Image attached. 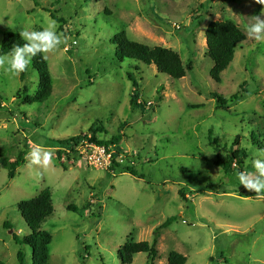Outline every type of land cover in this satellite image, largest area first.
Masks as SVG:
<instances>
[{
    "label": "rangeland",
    "instance_id": "obj_1",
    "mask_svg": "<svg viewBox=\"0 0 264 264\" xmlns=\"http://www.w3.org/2000/svg\"><path fill=\"white\" fill-rule=\"evenodd\" d=\"M262 11L257 0H0V50L6 32L42 30L48 21L62 40L43 53L53 80L45 102L19 97L25 85L36 92L35 69L25 81L0 69V155L25 152L12 179L0 164V261L19 264L23 250L24 264H32L31 248L13 238L30 234L18 203L50 188L54 212L43 223L53 238L49 264H126L121 246L152 242L156 229L153 264H167L172 251L184 254L186 264H264V191H249L238 179L240 172L255 174L254 160H264V41L246 31ZM213 20H232L248 36L219 83L207 56ZM122 31L176 50L193 69L173 79L154 64L122 61L115 46ZM128 72L145 109L131 106ZM213 92L228 99L227 108ZM100 125L99 139L120 140L108 148L118 166L105 162L109 153L91 163L89 140L59 159L64 146L53 139L89 138ZM240 148L247 154L242 169L226 174L216 166L218 156L228 160ZM171 216L177 219L160 228ZM130 264L151 263L141 252Z\"/></svg>",
    "mask_w": 264,
    "mask_h": 264
},
{
    "label": "trees",
    "instance_id": "obj_2",
    "mask_svg": "<svg viewBox=\"0 0 264 264\" xmlns=\"http://www.w3.org/2000/svg\"><path fill=\"white\" fill-rule=\"evenodd\" d=\"M54 16V15H53ZM55 17V16H54ZM248 36L243 29L240 28L232 20H213L206 28V40H207V56H209L213 62V68L211 70V77L216 82L222 81V73L230 66L235 57L236 48L247 40ZM25 41L21 39L19 33L6 32L3 36L1 43L0 54L8 53L16 45H23ZM116 53L119 59L122 61L129 60L136 63H144L146 65H156L157 70L161 73H165L173 79H181L186 76L188 70H192V63L189 62L185 65L179 52L172 48L163 46L151 47L145 43L131 40L125 31L120 32L115 41ZM32 67L38 73L39 84L34 94L29 93V89L25 85L21 90L19 96L22 103H35L45 102L53 94V80L50 73L48 61L43 53H38L32 58L31 64L28 69L20 73V78L25 81L27 78L28 70ZM136 68H140V65H135ZM128 77L133 84V94L131 97V106L133 109L142 108L145 109L146 103L140 101V85L134 73L128 72ZM217 105L220 108H227L228 99L218 93L213 92ZM234 98H238L234 95ZM101 122V121H100ZM102 123V122H101ZM104 132L103 125L91 127V137L85 136L84 138L79 135L69 139H53L52 142L64 146L70 152H76L77 147L83 140H89L97 145H115L119 143V138L113 136L110 140H102L97 137V134ZM210 140L215 145V148L219 150L220 144L216 138L212 137L210 132ZM240 136L235 139V144L238 145ZM65 150L59 151V159L62 158ZM115 156H113L112 162L118 166L115 162ZM247 158L245 149H237L231 153L228 160H223L218 156L215 164L222 168L226 174L235 173V170L242 169L244 160ZM25 160V152L22 151L17 157H8L0 155V164L8 169V176L10 179L16 175V170ZM62 166L67 169L65 164ZM128 170H132L131 168ZM18 209L21 215L25 219L28 227L30 228V234L25 238H20L14 234V240L19 244L27 245L31 248L32 252V264H49L50 249L49 246L52 242V234L43 229V223L54 212V204L52 191L50 188H45L37 196L32 199L23 200L18 203ZM69 209L77 211L78 208L75 205H69ZM176 216L169 217L160 228L169 227L175 220ZM6 227H9L8 223H5ZM10 228V227H9ZM159 229L154 232V239L152 242H127L121 246L119 253L124 263L130 264L133 262V258L136 254L145 252L148 255V262L153 264L158 257V238ZM19 264H24L26 253L23 250H19L17 253ZM187 257L177 251H172L169 255L167 264H186ZM0 264H4L0 261Z\"/></svg>",
    "mask_w": 264,
    "mask_h": 264
},
{
    "label": "clouds",
    "instance_id": "obj_3",
    "mask_svg": "<svg viewBox=\"0 0 264 264\" xmlns=\"http://www.w3.org/2000/svg\"><path fill=\"white\" fill-rule=\"evenodd\" d=\"M259 4L264 5V0H257ZM264 11L255 16V22L246 26V31L257 41H264ZM20 37L25 41L21 45H16L8 53L0 54V69L12 75L18 76L26 71L32 62V58L38 53H47L61 44V34L56 31L54 21H48L42 30H22ZM34 163H39L38 153H33ZM50 157L44 156V163H49ZM256 173L240 172L238 179L240 184L249 191L261 193L264 191V160L256 159L253 162Z\"/></svg>",
    "mask_w": 264,
    "mask_h": 264
},
{
    "label": "built area",
    "instance_id": "obj_4",
    "mask_svg": "<svg viewBox=\"0 0 264 264\" xmlns=\"http://www.w3.org/2000/svg\"><path fill=\"white\" fill-rule=\"evenodd\" d=\"M110 146H111V145H109V146H105V145H97V144H95V143H94V145H91V148L93 147V149H94V154H95V156H91V155H89V156H90V159H89L90 162H91V163H94V164L97 165V163H99L100 159H99V161H98V159L96 158V155L104 156V154L109 153V155H108V159L105 160V162H106L107 164L109 163V165H110V164H111L110 159L113 160V156H114L111 152H108V151H109L108 148H109ZM78 147H79V146H78ZM78 147H77V149H78ZM77 149H76V151H77ZM64 150H65V151H68V150L65 149V148H64ZM61 159L63 160V159H65V157L62 156ZM95 162H96V163H95Z\"/></svg>",
    "mask_w": 264,
    "mask_h": 264
}]
</instances>
